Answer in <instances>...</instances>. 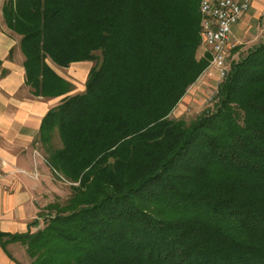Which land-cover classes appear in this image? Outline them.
<instances>
[{"label":"trees","instance_id":"16d2710c","mask_svg":"<svg viewBox=\"0 0 264 264\" xmlns=\"http://www.w3.org/2000/svg\"><path fill=\"white\" fill-rule=\"evenodd\" d=\"M199 3L6 2L33 95L71 89L47 59L96 64L39 130L44 145L58 134L46 162L77 184L3 247L29 264H264V40L231 63L212 110L169 118L208 64Z\"/></svg>","mask_w":264,"mask_h":264},{"label":"crops","instance_id":"0c3cea01","mask_svg":"<svg viewBox=\"0 0 264 264\" xmlns=\"http://www.w3.org/2000/svg\"><path fill=\"white\" fill-rule=\"evenodd\" d=\"M7 1L0 0V233L13 235L34 231L32 222L38 215L40 196L52 180L51 169L41 153V122L51 108L76 88L57 97L32 94L25 83L21 36L7 26L4 18ZM263 13L264 0H251L249 10L233 29L228 55L261 42L250 43ZM58 67L81 82L77 93L84 91L91 66ZM60 76L66 80V75ZM10 255L0 239V264H24L15 253Z\"/></svg>","mask_w":264,"mask_h":264},{"label":"rangeland","instance_id":"374dc122","mask_svg":"<svg viewBox=\"0 0 264 264\" xmlns=\"http://www.w3.org/2000/svg\"><path fill=\"white\" fill-rule=\"evenodd\" d=\"M251 39H252V42H250L251 44L264 40V13L260 16V22L258 27H256L255 36L251 37ZM250 47L246 46L242 50H239L238 48L239 51L238 53H236L235 55H232L233 53L232 54L230 53V55H228L227 73L230 70L231 63L238 61L241 57L245 56L247 54L248 48L250 49ZM199 51H198V57L209 55L208 51L203 49L201 45L199 47ZM233 51H235V49ZM47 62L51 67L55 68L57 74H60L62 76L66 75L65 76L66 81L70 83L71 88L73 87L76 88V90L74 89L73 92L70 93V95H74L75 93L79 92L80 89L77 88L80 87L81 82L77 80L76 76L73 75L67 76L66 70L59 68L49 59H47ZM95 64L96 61H85L83 63L82 61H80V62H73L69 66L92 67ZM220 80L221 79H219L214 72L210 76L202 75L201 77H198L187 88L184 95L180 98L176 106L169 113V118L182 119L185 123H190L204 112L212 110L214 104L217 101L216 95H217V88L219 85L218 82ZM41 146H42L41 153L43 157L46 158L49 148L54 149L61 146V142L59 140L58 134L57 133L54 134V137L52 138L49 145L48 144L44 145L41 143ZM50 169H51L50 174L52 180L50 184H48L46 191L40 196L39 211L37 218L35 219L37 221L35 227L33 226L34 230L41 228L43 226V217L39 216V214L46 216L45 214L49 212L47 208L50 207V205L56 204L60 207L65 206L66 201H68V198L70 197L71 194V189H70L71 185L77 184V183L69 182L63 175H61L59 172L55 171L51 167ZM4 248L6 249V251H8L9 254L15 253L17 258H20V260H22L24 264H29L30 259L26 254L25 249L20 244L15 242L5 243Z\"/></svg>","mask_w":264,"mask_h":264},{"label":"built area","instance_id":"2783aa9c","mask_svg":"<svg viewBox=\"0 0 264 264\" xmlns=\"http://www.w3.org/2000/svg\"><path fill=\"white\" fill-rule=\"evenodd\" d=\"M250 5L251 0H200L201 46L208 51L209 60L198 77L210 76L214 72L221 79L218 83L223 80L227 73L233 29Z\"/></svg>","mask_w":264,"mask_h":264}]
</instances>
